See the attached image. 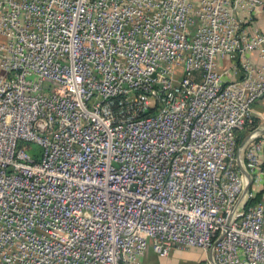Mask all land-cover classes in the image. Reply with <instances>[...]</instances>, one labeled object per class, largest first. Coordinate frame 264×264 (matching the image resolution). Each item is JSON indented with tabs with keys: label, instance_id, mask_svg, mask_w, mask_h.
I'll return each instance as SVG.
<instances>
[{
	"label": "built area",
	"instance_id": "2783aa9c",
	"mask_svg": "<svg viewBox=\"0 0 264 264\" xmlns=\"http://www.w3.org/2000/svg\"><path fill=\"white\" fill-rule=\"evenodd\" d=\"M263 9L0 0V264H264Z\"/></svg>",
	"mask_w": 264,
	"mask_h": 264
},
{
	"label": "rangeland",
	"instance_id": "374dc122",
	"mask_svg": "<svg viewBox=\"0 0 264 264\" xmlns=\"http://www.w3.org/2000/svg\"><path fill=\"white\" fill-rule=\"evenodd\" d=\"M252 119H253L252 125L249 126L251 130L259 126H264V99L262 101H258L257 104L253 106ZM246 135H247V132L245 133L244 137ZM29 151L35 154H40L41 148L34 143H30ZM203 256L205 255L203 254ZM200 257H202V255H199V253H196V252L189 251L188 249H183L182 253L181 252L179 253V259L181 260L182 264H196L197 260ZM163 260H164L163 258L158 257L157 255L152 253L151 249H149L146 252L145 256L142 258V264H146V263L160 264Z\"/></svg>",
	"mask_w": 264,
	"mask_h": 264
},
{
	"label": "crops",
	"instance_id": "0c3cea01",
	"mask_svg": "<svg viewBox=\"0 0 264 264\" xmlns=\"http://www.w3.org/2000/svg\"><path fill=\"white\" fill-rule=\"evenodd\" d=\"M253 25L255 27H258L260 30L264 31V9L261 13H259L256 18L253 21ZM227 63L228 60L224 59V61L221 63V68L220 69H225L227 68ZM189 251L199 253V255H202L200 257L196 264H204V258L203 256L204 252L198 248H190L188 249ZM183 249L181 248H173L170 255L167 258H163L164 260L160 264H182L181 260L179 259V253H182ZM153 253V252H152ZM205 255V254H204ZM148 264V263H146Z\"/></svg>",
	"mask_w": 264,
	"mask_h": 264
},
{
	"label": "water",
	"instance_id": "95a60500",
	"mask_svg": "<svg viewBox=\"0 0 264 264\" xmlns=\"http://www.w3.org/2000/svg\"><path fill=\"white\" fill-rule=\"evenodd\" d=\"M258 133H264V126H259L257 127L250 135H249V138H251L252 136H254L255 134H258ZM248 136L240 143L239 145V152H242V149L244 148V145L246 143V140H247ZM242 172L246 178V184H245V188H244V194L245 192L248 190V187L250 185V175L248 174V172L244 169H242Z\"/></svg>",
	"mask_w": 264,
	"mask_h": 264
},
{
	"label": "trees",
	"instance_id": "16d2710c",
	"mask_svg": "<svg viewBox=\"0 0 264 264\" xmlns=\"http://www.w3.org/2000/svg\"><path fill=\"white\" fill-rule=\"evenodd\" d=\"M263 99H264V97H263V98H260L259 100H257V101L254 103L253 106H255V105L257 104L258 101H262ZM249 128H250V127L248 126V127L246 128V130H243L242 132H240V133L238 134V137H237V144H238V145L240 144L241 140L244 138L245 133L251 130V128H250V129H249ZM247 130H248V131H247ZM29 145H30V143H26V144H25V147H26V149H27L28 151H29ZM263 194H264V187H263V189H262L261 191H259V192L257 193V195L255 196V198L252 199L251 202H252V203H255V202L260 201V200L262 199V197H263Z\"/></svg>",
	"mask_w": 264,
	"mask_h": 264
}]
</instances>
